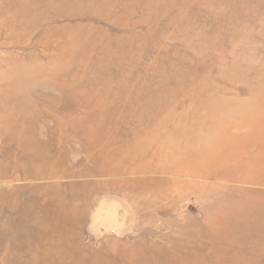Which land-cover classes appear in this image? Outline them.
Wrapping results in <instances>:
<instances>
[{
    "label": "rangeland",
    "instance_id": "obj_1",
    "mask_svg": "<svg viewBox=\"0 0 264 264\" xmlns=\"http://www.w3.org/2000/svg\"><path fill=\"white\" fill-rule=\"evenodd\" d=\"M263 159L264 0H0V264H264Z\"/></svg>",
    "mask_w": 264,
    "mask_h": 264
},
{
    "label": "bare ground",
    "instance_id": "obj_2",
    "mask_svg": "<svg viewBox=\"0 0 264 264\" xmlns=\"http://www.w3.org/2000/svg\"><path fill=\"white\" fill-rule=\"evenodd\" d=\"M262 107H263V106H262ZM26 154H27V153H26ZM28 154H29V153H28ZM33 157H34V156H33ZM47 159H48L47 157H44V158H43V161H44L43 163H45L46 161H48ZM32 160H33V162H34V161H38L37 158H33ZM263 160H264V159H263ZM43 163H42V165H43ZM46 163H47V162H46ZM177 171H178V172H182L181 170H177ZM115 173L117 174V173H119V171H118V172H115ZM33 177H34V179H42V178H43V174H42V173H40V174H39V173H35ZM55 207H56V206H55ZM55 211L58 212L59 215H60V217H61L62 209H56ZM55 211H54V213H55ZM67 213H68L70 216L72 215V214H70V213H71V210H70V209L68 210ZM56 215H57V214H56ZM114 215H117V214H114ZM64 216H65V215H64ZM64 216H63L62 219H65ZM72 217H74V216H72ZM28 219H30V220H35L36 217H35V216H28ZM76 219H77V218H76Z\"/></svg>",
    "mask_w": 264,
    "mask_h": 264
}]
</instances>
